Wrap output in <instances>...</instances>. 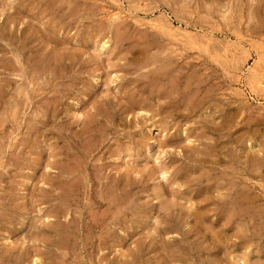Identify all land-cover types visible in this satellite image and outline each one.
I'll use <instances>...</instances> for the list:
<instances>
[{
  "label": "rangeland",
  "instance_id": "1",
  "mask_svg": "<svg viewBox=\"0 0 264 264\" xmlns=\"http://www.w3.org/2000/svg\"><path fill=\"white\" fill-rule=\"evenodd\" d=\"M0 264H264V0H0Z\"/></svg>",
  "mask_w": 264,
  "mask_h": 264
},
{
  "label": "bare ground",
  "instance_id": "2",
  "mask_svg": "<svg viewBox=\"0 0 264 264\" xmlns=\"http://www.w3.org/2000/svg\"><path fill=\"white\" fill-rule=\"evenodd\" d=\"M236 1H237V0H236ZM241 5H243V4H241ZM226 14H227V13H226ZM206 41H207V40H206ZM188 43H189V42H188ZM164 46H165V45H164ZM143 55H144V54H143ZM212 61H213V60H212ZM164 73H165V72H164ZM176 73H178V72L176 71ZM176 73H175V74H176ZM159 74H160V73H159ZM191 74H192V73H191ZM191 74H190V75H191ZM193 74H194V73H193ZM193 74H192V75H193ZM198 74H199V73H198ZM199 75H200V74H199ZM164 76H165V75H164ZM160 77H162V76L160 75ZM170 79H171V78H170ZM179 79H180V78H179ZM193 79H194V78H193ZM171 80L173 81V79H171ZM175 80H176V79H175ZM177 81H178V80H177ZM159 82H160V81H159ZM179 83H180V82H179ZM159 84H160V83H159ZM175 84H176V83H175ZM175 84H174V85H175ZM177 84H178V83H177ZM200 84H201V82H200ZM158 86H159V85H158ZM191 86H192V85H191ZM179 87H181V86H179ZM196 87H197V86H196ZM167 88H168V87H167ZM192 88H193V87H192ZM173 89H174V88H173ZM171 90H172V89H171ZM174 90H175V89H174ZM180 90H182V89H180ZM184 90H185V89H184ZM184 90H183V91H184ZM167 91H168V89H167ZM167 91H166V93H167ZM186 91H187V90H186ZM193 91H194V90H193ZM195 91H196V88H195ZM172 92H173V91H172ZM174 92H175V91H174ZM178 92H179V91H178ZM187 92H188V91H187ZM156 93H157V92H156ZM188 93H189V92H188ZM191 93H192V92H191ZM194 93H195V92H193V94H194ZM185 94H187V93H185ZM189 94H190V93H189ZM193 94H191V95H193ZM197 94H198V93H197ZM197 94H196L195 96H197ZM205 94H206V93H205ZM157 95H158V94H157ZM172 95H173V93H172ZM177 95H178V94H177ZM158 96H159V95H158ZM173 96H174V95H173ZM179 96H180V95H179ZM188 96H189V95H188ZM162 97H163V96H162ZM189 97H191V96H189ZM158 98H159V97H158ZM181 98H182V97H181ZM184 98H185V97H184ZM173 99H174V98H173ZM182 99H183V98H182ZM187 99H188V98H187ZM189 99L191 100V98H189ZM169 100H170V99H169ZM171 100H172V99H171ZM180 100H181V99H180ZM183 100H184V99H183ZM198 100L200 101V99H198ZM139 101H140V100H139ZM172 101H173V100H172ZM186 101H187V100H186ZM193 101H194V100H193ZM193 101L191 100V101H188V102H186V103H184V102L182 101V103H181V102H180V103H181V104H183V103L186 104L185 106H187L188 109H189V108L194 109V104H195V103L193 104ZM137 102H138V100H137ZM137 102H136V103H137ZM143 102H144V100H143ZM178 102H179V101H178ZM195 102H196V100H195ZM140 103H142V102H140ZM199 103H200V102H199ZM138 104H139V103H138ZM138 104H137V105H138ZM146 104H148V103H146ZM146 104H144V105H146ZM173 104H174V102H173ZM197 104H198V103H197ZM175 105H176V104H175ZM198 105H199V104H198ZM138 106H139V105H138ZM141 106H142V105H141ZM176 106H177V105H176ZM181 106H182V105H181ZM183 106H184V105H183ZM199 106H200V105H199ZM139 107H140V106H139ZM146 107H147L146 109H148V108L150 107L149 104L146 105ZM174 107H175V106H174ZM174 107H173V110H174ZM200 107H201V106H200ZM200 107H199V108H200ZM140 108H141V107H140ZM142 108H143V107H142ZM158 108H159V107H158ZM183 108H185V107H183ZM178 109H181V108L178 107ZM196 109H198V107H196ZM196 109H194V110H196ZM12 110H13V109H12ZM148 110H150V109H148ZM148 110H147V111H148ZM154 110H155V109H153V108L151 109V111H154ZM156 110H157V109H156ZM183 110H185V109H183ZM186 110H187V109H186ZM140 112H141V111H140ZM157 112H158V110H157ZM157 112H156V113H157ZM169 112H170V109H169ZM172 112H173V111H172ZM172 112H171V113H172ZM191 112H192V110H191ZM191 112H189V113H191ZM151 113H152V116H153V112H150V115H151ZM192 113H193V112H192ZM192 113H191V114H192ZM137 114H138V113H137ZM146 114H147V113H146ZM154 114H155V113H154ZM170 115L173 116L174 114H170ZM177 116H178V115H177ZM33 117H34V116H33ZM160 117H161V116H160ZM134 122H135V121H134ZM159 123H160V122H159ZM158 125H159V124H158ZM160 125H161V123H160ZM1 127H2V126H1ZM157 128H158V127H157ZM158 129H159V128H158ZM160 131H161V130H160ZM162 131H163V130H162ZM202 132H203V131H202ZM199 133H200V132H199ZM196 134H197V133H196ZM196 134H194V135L197 136L198 134H197V135H196ZM200 134H201V133H200ZM194 135H193V136H194ZM203 135H204V134H202V135H200V136L202 137ZM198 136H199V135H198ZM198 138H199V137H198ZM198 138H197V139H198ZM187 139H188V138H187ZM200 140H201V138H200ZM208 144H209V143H208ZM208 144H207V146H209ZM213 145H214V144H213ZM160 147H161V145H160ZM206 150H207V149H206ZM208 150H209V147H208ZM211 151H212V150H211ZM209 152H210V151H209ZM212 154H213V153H212ZM69 181H70V180H69ZM221 183H222V182H221ZM216 184H217V183H216ZM223 184H224V183H223ZM219 185H222V184H219ZM219 185H216V188H217V186H219ZM224 185H225V184H224ZM222 186H223V185H222ZM209 187H210V186H209ZM227 187H228V186H227ZM227 187H226V188H227ZM207 188H208V187H207ZM210 189H211V188H210ZM210 189H209V190H210ZM207 191H208V189H207ZM207 191H205V192H207ZM213 191H214V192H217V191H215V190H213ZM210 192H211V191H210ZM241 192H242V191H241ZM240 194H241V193H240ZM244 194H245V193H244ZM244 194H242V195L244 196ZM217 195H218V193H217ZM217 195H216V196H217ZM216 196H215L214 198H216ZM246 196H247V195H246ZM246 196H245V197H246ZM254 196H255V195H254ZM234 197H235V196H234ZM218 198H219V197H218ZM231 198H233V197H231ZM231 198H230V199H231ZM237 198H238V197H237ZM245 199H246V198H245ZM240 200H241V199H240ZM246 200H247V199H246ZM246 200H245V201H246ZM250 200L253 202L252 199H250ZM250 200H249V201H250ZM229 201H230V200H229ZM231 201H232V199H231ZM247 201H248V200H247ZM247 201H246V202H247ZM251 201H250V202H251ZM241 202H242V201H241ZM77 203H78V202H77ZM239 203H240V202H239ZM222 204H223V203H222ZM224 206L226 207L225 204H224ZM230 206H231V204H230ZM228 207H229V206H228ZM245 207H247V206H245ZM221 208H222V207H221ZM227 209H228V208H227ZM237 209H238V208H237ZM240 210H241V209H240ZM247 210H248V209H247ZM221 211H222V210H221ZM223 211H224V210H223ZM234 211H235V210H234ZM237 212H238V211H237ZM237 212H236V214H237ZM231 213H232V212H231ZM240 213H242V212H240ZM243 213H244V212H243ZM222 216H223V215H222ZM241 216H242V215H241ZM91 217H92V216H91ZM93 217H94V216H93ZM223 217H224V216H223ZM226 218H227V217H226ZM233 218H234V217H233ZM230 221H231V220H230ZM262 222H263V221H262ZM227 224H228V223H227ZM58 229H59V228H58ZM68 232H69V231H68ZM72 234H73V233H72ZM225 241H226V240H225ZM226 245H227V244H226ZM226 245H225V246H226ZM219 247H220V246H219ZM231 251H232V250H231ZM67 255H68V254H67ZM38 258H39V257H38ZM217 260H218V259H217ZM217 262H218V261H217ZM180 263H181V262H180ZM218 263H219V262H218Z\"/></svg>",
  "mask_w": 264,
  "mask_h": 264
}]
</instances>
